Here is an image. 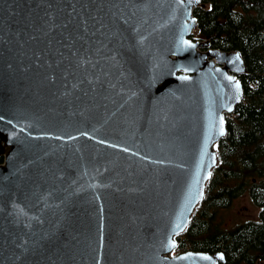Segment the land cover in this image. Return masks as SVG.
Wrapping results in <instances>:
<instances>
[{"label":"water","instance_id":"water-1","mask_svg":"<svg viewBox=\"0 0 264 264\" xmlns=\"http://www.w3.org/2000/svg\"><path fill=\"white\" fill-rule=\"evenodd\" d=\"M200 1L0 0V264L224 261L169 254L242 96Z\"/></svg>","mask_w":264,"mask_h":264},{"label":"trees","instance_id":"trees-1","mask_svg":"<svg viewBox=\"0 0 264 264\" xmlns=\"http://www.w3.org/2000/svg\"><path fill=\"white\" fill-rule=\"evenodd\" d=\"M193 14L191 37L239 51L245 70L236 73L242 96L225 112L227 131L214 145L217 164L188 225L175 236L177 247L222 251L220 264H254L264 261V0H201ZM242 193L258 207V217L225 227L217 212Z\"/></svg>","mask_w":264,"mask_h":264},{"label":"rangeland","instance_id":"rangeland-1","mask_svg":"<svg viewBox=\"0 0 264 264\" xmlns=\"http://www.w3.org/2000/svg\"><path fill=\"white\" fill-rule=\"evenodd\" d=\"M193 32H196V29ZM257 215L258 207L252 202L247 193H242L235 197L228 207L220 209L217 212L216 219L225 227H231L246 219H256ZM183 251L185 250H179L176 246L169 254L175 255ZM254 264H264V261L259 260Z\"/></svg>","mask_w":264,"mask_h":264},{"label":"snow or ice","instance_id":"snow-or-ice-1","mask_svg":"<svg viewBox=\"0 0 264 264\" xmlns=\"http://www.w3.org/2000/svg\"><path fill=\"white\" fill-rule=\"evenodd\" d=\"M239 57L237 56V59H238Z\"/></svg>","mask_w":264,"mask_h":264}]
</instances>
